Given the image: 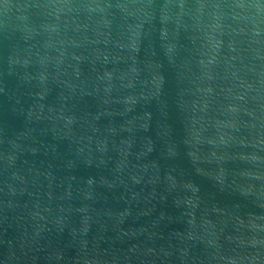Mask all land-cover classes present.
Listing matches in <instances>:
<instances>
[{"label":"water","instance_id":"water-1","mask_svg":"<svg viewBox=\"0 0 264 264\" xmlns=\"http://www.w3.org/2000/svg\"><path fill=\"white\" fill-rule=\"evenodd\" d=\"M0 264H264V0H0Z\"/></svg>","mask_w":264,"mask_h":264}]
</instances>
